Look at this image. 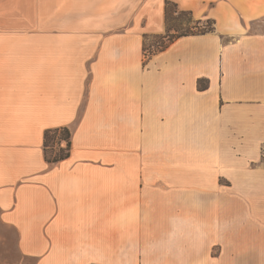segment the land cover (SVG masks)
I'll list each match as a JSON object with an SVG mask.
<instances>
[{
  "label": "crops",
  "instance_id": "obj_1",
  "mask_svg": "<svg viewBox=\"0 0 264 264\" xmlns=\"http://www.w3.org/2000/svg\"><path fill=\"white\" fill-rule=\"evenodd\" d=\"M171 1L214 30L143 64L165 0H0V226L22 263L264 264V0Z\"/></svg>",
  "mask_w": 264,
  "mask_h": 264
},
{
  "label": "trees",
  "instance_id": "obj_2",
  "mask_svg": "<svg viewBox=\"0 0 264 264\" xmlns=\"http://www.w3.org/2000/svg\"><path fill=\"white\" fill-rule=\"evenodd\" d=\"M165 13V34L158 35L159 44L156 49L150 51V56L168 47L174 40L189 35H200L214 30L213 19H196L190 10L182 9L177 3L171 0L164 2ZM145 50V46H144ZM146 63V60H144ZM205 80H199L197 87L205 89ZM71 132L67 127L47 129L44 132L43 150L47 163L55 164L69 157L71 150ZM66 143L65 148L59 147L61 142ZM55 145L58 148H54ZM51 150V151H49Z\"/></svg>",
  "mask_w": 264,
  "mask_h": 264
},
{
  "label": "rangeland",
  "instance_id": "obj_3",
  "mask_svg": "<svg viewBox=\"0 0 264 264\" xmlns=\"http://www.w3.org/2000/svg\"><path fill=\"white\" fill-rule=\"evenodd\" d=\"M99 3L100 2H93V8H95V6H97ZM125 6H127L128 10H129L132 8L133 5L125 4ZM86 19L91 20V22L94 23V22H96V20L99 19V17L92 16V17H86ZM125 19H126V17H125ZM128 19H129V17H128ZM124 23H127V21L125 20ZM160 35H163V34H160ZM158 38H159L158 35H150V36L144 37L145 40L143 43V64H145L144 60H146V62H147L148 59L151 56H153V55L150 56L149 52L156 49L154 46L159 44ZM144 46H145V50H144ZM163 50H161V51H163ZM65 146H66V143L64 141H62L61 144L59 145V147H62V148H65ZM54 148H58V146L55 145ZM49 151H51V150H49ZM70 152H71V150H70ZM32 262H33V260L27 259L22 263L21 257L15 248V235L13 234L12 231L4 229L0 226V264H32Z\"/></svg>",
  "mask_w": 264,
  "mask_h": 264
}]
</instances>
